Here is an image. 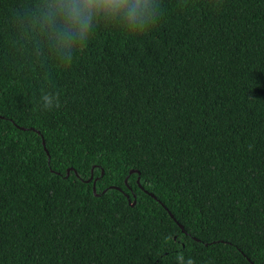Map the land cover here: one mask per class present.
Segmentation results:
<instances>
[{
	"label": "trees",
	"instance_id": "1",
	"mask_svg": "<svg viewBox=\"0 0 264 264\" xmlns=\"http://www.w3.org/2000/svg\"><path fill=\"white\" fill-rule=\"evenodd\" d=\"M32 2L0 0V264H264V0H159L71 63L18 42Z\"/></svg>",
	"mask_w": 264,
	"mask_h": 264
},
{
	"label": "clouds",
	"instance_id": "2",
	"mask_svg": "<svg viewBox=\"0 0 264 264\" xmlns=\"http://www.w3.org/2000/svg\"><path fill=\"white\" fill-rule=\"evenodd\" d=\"M159 12V0H33L14 6L9 15L22 47H28L41 60L71 63L99 26L142 33ZM40 101L44 109L58 105L57 94L47 88L42 89ZM177 261L194 264L183 256Z\"/></svg>",
	"mask_w": 264,
	"mask_h": 264
},
{
	"label": "water",
	"instance_id": "3",
	"mask_svg": "<svg viewBox=\"0 0 264 264\" xmlns=\"http://www.w3.org/2000/svg\"><path fill=\"white\" fill-rule=\"evenodd\" d=\"M43 143H44V145H45V141H44V139H43ZM47 152H49V151H47ZM71 169H73L74 171H76L73 167H70V168H68V170H67V173L69 174L70 173V171H71ZM132 172L133 171H136V170H131ZM77 172V171H76ZM138 181H139V179H138ZM140 182V181H139ZM94 190L96 191V186H94ZM131 204H134V202H131Z\"/></svg>",
	"mask_w": 264,
	"mask_h": 264
}]
</instances>
